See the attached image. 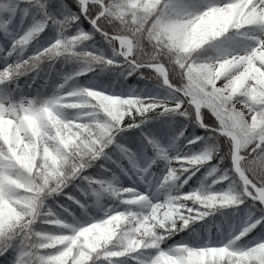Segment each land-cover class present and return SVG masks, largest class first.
Masks as SVG:
<instances>
[{"label": "snow or ice", "instance_id": "1", "mask_svg": "<svg viewBox=\"0 0 264 264\" xmlns=\"http://www.w3.org/2000/svg\"><path fill=\"white\" fill-rule=\"evenodd\" d=\"M223 18L228 24L211 29L205 45L226 40L234 28L248 33L249 43L228 57L226 72L203 80L186 77L184 88L176 89L162 72V87L183 96L188 110L183 104L163 103L161 88L145 79L157 71L155 61L140 62L131 54L133 34L159 44L158 33L171 35ZM261 29L264 0H0V88L14 83L13 69L21 63L68 44L73 52L83 45L99 64L67 71L49 65V81H67V89L82 86L89 100V106L74 109L80 115L70 124L61 122L48 104L17 106L5 103L0 92V264H264V214L256 211L264 207ZM129 77L145 81V86L129 87ZM237 99L248 101L246 118L229 108ZM205 110L214 120L205 119ZM161 118L160 125L145 130ZM195 129L204 134H195ZM134 131L139 134L132 135ZM214 138L219 146H209ZM41 165L55 178L59 192L53 215L72 218L92 200L101 202L103 210L58 230L47 225L63 239L36 250L19 194H31L27 177ZM69 165L72 179L66 180L63 169ZM180 167L187 171L176 181L179 191L166 198L169 173ZM202 171L212 172L219 185L238 181L242 202L237 226L219 239L190 235L162 247L186 229L160 228L158 222L177 203L173 197L191 198L195 189L189 182ZM121 176L132 183L124 186ZM157 190L161 195H153ZM120 213L124 230L148 233L149 238L121 248L88 239L90 231Z\"/></svg>", "mask_w": 264, "mask_h": 264}, {"label": "clouds", "instance_id": "2", "mask_svg": "<svg viewBox=\"0 0 264 264\" xmlns=\"http://www.w3.org/2000/svg\"><path fill=\"white\" fill-rule=\"evenodd\" d=\"M227 24V18L210 19L201 25L191 27L190 30H177L171 35L158 33L156 39L159 40V44L154 43L145 34H133L132 39L135 43L131 54L140 62L155 61L157 71L147 75L145 79L161 88L164 93L163 103H175L177 107L183 104L188 110V102L183 96L162 87L160 83L162 72L167 73L168 79L176 89H181L188 83L186 77L203 80L206 77H215L229 69L228 57L232 56L237 49L240 51L244 49V46L249 43V34L234 28L224 41L206 45L203 43V39L210 35L211 29L221 28ZM257 38L264 40V29L259 31ZM72 47L71 44H68L52 54H40L21 63L18 70L13 69L14 83L0 88V92H3L6 97L5 103H14L17 106H28L29 104L37 106L44 103L51 106L61 122L70 124L75 120L80 113L74 109L89 106L85 90L76 84H73L71 89H67L65 87L67 81L50 84L46 75L49 65L52 63H59L61 70L66 66L69 69L81 70H87L92 65L99 67L98 57L84 51L83 45L78 52H73ZM64 53H68V55ZM19 59L20 56H17L16 60ZM21 79L27 84V90L23 85H19L17 88V82ZM33 80L35 83L37 80L43 81V83L33 89V84L28 83ZM61 98L67 102L62 103ZM261 102L264 103V98L261 99ZM247 104V100L237 99L235 102H229V108L235 110L242 118H246ZM209 146H219V140L214 138V144ZM73 159L77 163L81 162L79 156L74 155ZM84 162H88L87 158L84 159ZM186 171L187 169L182 167L170 171L167 178L169 180L167 192L164 193L166 198L173 192L179 191L176 181L180 180ZM63 176L66 180L72 179L71 165L63 169ZM26 183L30 185L29 192L31 194L21 193L19 198L25 202L23 212L25 218L31 222L33 234L31 244L36 250L54 247L63 239L57 236L55 231H48L47 225L58 230L69 227L73 219L78 220L83 215L98 214L103 210L101 202L92 200L87 203V207L82 211L79 210V213L74 214L72 218L61 220L58 218L59 215H62L61 213L57 212L53 215V204L59 196V192L56 191V180L51 173L41 165L35 174L28 175ZM217 185L219 184L214 179L212 172L203 173L197 179L195 191L190 199L173 197V199H177V203L166 209L162 219L158 222L159 227L163 228L167 224L170 229L184 228L189 231L190 235L196 237H200L201 233L211 236L213 229L219 237L230 235L239 221L238 206L242 202L240 186L236 179L230 180L226 186L220 188H217ZM32 186L35 187V191L31 190ZM83 190L90 191V186H84ZM112 191L119 190L113 188ZM153 195H161V193L157 190ZM256 211L264 214V207H259ZM122 218L123 213L111 218V221L102 227L90 231L88 239L95 244H111L113 248H121L136 241H146L149 238L148 233L124 230Z\"/></svg>", "mask_w": 264, "mask_h": 264}, {"label": "trees", "instance_id": "3", "mask_svg": "<svg viewBox=\"0 0 264 264\" xmlns=\"http://www.w3.org/2000/svg\"><path fill=\"white\" fill-rule=\"evenodd\" d=\"M69 2H71V0H69ZM84 27H85V28H88V25L85 24ZM56 66H57V68H60V64H59V63H58ZM64 70L67 71V70H68V67L66 66V67L64 68ZM81 79H82V81H83V78H81ZM104 79H105V81L107 82V79H108V78H107V77H104ZM30 82H31V81H29L28 83H30ZM17 83H18V85H23L24 88L27 90V84L25 83V81H24L23 79H21V80H20L19 82H17ZM42 83H43V81L37 80V82H36L35 84L32 85L33 89H36V88H37L40 84H42ZM54 83H55V77H53V79L50 80V84H54ZM125 83H126L129 87H135V88L139 89V88H143V87L145 86V83H146V82H145V81L137 80L135 77H129L128 80L125 81ZM160 98H163V94H162V97L160 96ZM205 119H207V120H214V119L212 118V116H211L209 113H207V111H205ZM163 120H164V118H161L160 120L152 121L151 123L146 124V125L144 126V128H145V130H147V129L153 128L154 126H158V125H160V124L163 122ZM138 134H139L138 131H134V132L132 133V135H138ZM195 134L203 135L204 133H203L202 130H200V129H195ZM89 171L94 173V172H95V169H91V170H89ZM202 174H203V171H202L201 173H198V174H197V177L201 176ZM196 179H197V178L194 177V178H193V181H190V182H189V184H190L191 187H195V186H196V183H194V181H195ZM120 180H121L122 183H124L123 180H122V177H120ZM226 185H227V183H224L223 185H217L216 187H217V188H220V187H223V186H226ZM186 187H187V186H186ZM77 210H78V209L75 210L74 214H77ZM93 215H97V214H93ZM250 235H251V234H250ZM189 236H190L189 231L186 230L184 233H180V234H178L177 236L173 237L170 241H168V244H167V245H162V247H167L168 245L174 244L175 242H177V241H179V240H181V239H185V240H187V239L189 238ZM200 237H201V238L205 237V234L201 233ZM211 237L214 238V239H219V238H220L219 236L216 235V231H215V229H213V231H212V233H211ZM245 239L247 240V238H245Z\"/></svg>", "mask_w": 264, "mask_h": 264}, {"label": "rangeland", "instance_id": "4", "mask_svg": "<svg viewBox=\"0 0 264 264\" xmlns=\"http://www.w3.org/2000/svg\"><path fill=\"white\" fill-rule=\"evenodd\" d=\"M222 83V81L221 82H218V86L220 85ZM161 97H162V93H161ZM206 111V110H205ZM210 114V113H209ZM211 115V114H210ZM213 118V117H212ZM214 119V118H213ZM122 177V180H123V184H124V186H129V184L130 183H132V182H130L129 180H128V178L127 177H125V176H121ZM141 189H143V187H144V185L143 184H139L138 185ZM79 213V209L77 210V214ZM93 215V214H92Z\"/></svg>", "mask_w": 264, "mask_h": 264}]
</instances>
